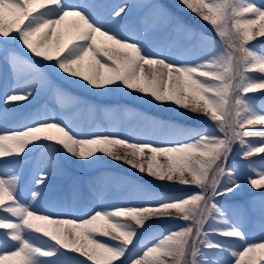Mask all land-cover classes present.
I'll list each match as a JSON object with an SVG mask.
<instances>
[{"label":"snow or ice","instance_id":"1","mask_svg":"<svg viewBox=\"0 0 264 264\" xmlns=\"http://www.w3.org/2000/svg\"><path fill=\"white\" fill-rule=\"evenodd\" d=\"M177 4L213 35L194 31L154 3L0 0V59L14 77L0 97V230H6L0 231V264H264V235L250 240L242 219L254 203L230 210L219 200L241 187L236 166L229 165L235 154L247 161L246 182L260 194L264 232V103L258 106V97L249 95L264 93V0ZM137 9L147 10L142 22L153 32L167 26L181 44L190 43L191 52L182 53L189 58L151 50L147 31L124 34L121 25ZM10 42L26 51L9 49ZM57 80L98 97L140 94L207 120L202 128H176L123 113L144 121L143 136L182 137L156 142L108 129L85 132L67 115H19L23 102L41 92H51L60 106H78ZM34 152L43 154L46 166L23 200L21 169ZM69 158L84 167L105 158L129 166L139 176L122 183L135 202L36 207L45 197L49 169ZM191 187L198 190H182Z\"/></svg>","mask_w":264,"mask_h":264},{"label":"rangeland","instance_id":"2","mask_svg":"<svg viewBox=\"0 0 264 264\" xmlns=\"http://www.w3.org/2000/svg\"><path fill=\"white\" fill-rule=\"evenodd\" d=\"M76 2V0H73ZM105 3L115 6L123 3L124 0H104ZM133 3H154L162 5L173 16L178 17L190 28L196 32H204L209 36L213 33L210 26L200 20L197 16L177 4V0H130ZM260 3L261 0H255ZM147 10L137 9L131 13L125 24L121 25L123 33L126 35H143L144 31L148 32L152 40L151 50L171 52L173 59L189 58L182 53H188L192 50L190 43H180L174 36L172 30L167 26H161L155 32L142 22ZM9 49L17 51H26L20 48L18 42H10L7 46ZM250 75H259L252 73ZM71 93L78 101L79 105L75 107H63L58 105L51 92H41L30 102H23L26 106L19 110L21 117L47 115H67L76 124L77 128L82 131L96 130H114L123 132L128 135L135 133L141 139L151 138L156 142L167 140L182 139L179 136H172L166 132L151 133L149 136H143L144 121L140 119H128L124 112L138 114L142 117L154 118L158 121L166 122L168 125L176 128H202L205 126L207 118L202 114H192L186 110L179 109L172 104L157 105L151 102L148 97H141L140 94L131 96L122 94H113L104 97L95 96L87 89L68 84L64 81L57 80ZM14 86V77L9 69L4 67L3 60L0 59V97L5 91ZM258 97L256 103L259 106L264 103V93L249 94ZM123 110V111H121ZM105 112H111L113 115L108 118ZM211 123V122H209ZM214 126V125H213ZM259 127V126H257ZM238 147V146H236ZM145 155H148L145 153ZM161 163L165 160L163 157L158 158ZM258 160V157L250 158ZM247 161L242 160L235 154L229 160V165H235L239 176L241 187L225 196L219 198L220 203L230 210H237L247 207L250 202L254 203L251 213L243 217L244 227L250 240H257L264 232L261 231L260 223V194L250 188L246 182L247 173L243 169V164ZM121 162L111 161L105 158V161L98 163L93 167H84L81 162L74 159H59L53 168L49 169L51 176L48 182V188L45 191V197L36 207L43 210H68L72 208L86 209L98 206L101 202L105 203H129L135 202L134 197L127 184L122 181L128 180L136 182L139 176L135 170L126 165L123 171L118 166ZM46 166L45 158L42 153L34 152L29 154L21 171L23 179L21 181V199L28 200L29 192L34 187L32 181L35 175ZM126 171V172H125ZM182 186H177V189ZM173 188H161V191L169 193L176 191ZM183 191H197L195 187L183 188ZM7 215V214H5ZM173 215H176L173 213ZM153 226L157 221L149 222ZM164 224H171L173 221H164ZM136 227L135 224H132ZM6 231V230H0ZM138 231H140L138 229ZM150 232L157 231L156 228L149 229ZM213 239H225L221 237H212ZM100 239H108L100 237ZM73 256L75 254H69ZM80 259H84L80 257Z\"/></svg>","mask_w":264,"mask_h":264},{"label":"trees","instance_id":"3","mask_svg":"<svg viewBox=\"0 0 264 264\" xmlns=\"http://www.w3.org/2000/svg\"><path fill=\"white\" fill-rule=\"evenodd\" d=\"M124 166H125V165H123V163H121L120 168H121V169H124V168H125Z\"/></svg>","mask_w":264,"mask_h":264}]
</instances>
